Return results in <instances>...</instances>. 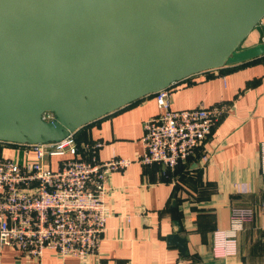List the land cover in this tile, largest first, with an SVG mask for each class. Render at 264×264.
I'll return each mask as SVG.
<instances>
[{"label": "water", "instance_id": "obj_1", "mask_svg": "<svg viewBox=\"0 0 264 264\" xmlns=\"http://www.w3.org/2000/svg\"><path fill=\"white\" fill-rule=\"evenodd\" d=\"M263 18L264 0H0V140L58 141L174 82L264 55V42L242 48Z\"/></svg>", "mask_w": 264, "mask_h": 264}, {"label": "crops", "instance_id": "obj_2", "mask_svg": "<svg viewBox=\"0 0 264 264\" xmlns=\"http://www.w3.org/2000/svg\"><path fill=\"white\" fill-rule=\"evenodd\" d=\"M263 35L264 18L247 39L252 44ZM173 87L174 109L218 102L230 107L197 154L174 169L134 160L111 173L109 216L96 254L62 258L46 249L35 260L0 246V264H264V55L199 72ZM159 111L152 93L74 135L103 141L99 160L136 159L143 151V121ZM0 154L18 152L0 141Z\"/></svg>", "mask_w": 264, "mask_h": 264}, {"label": "built area", "instance_id": "obj_3", "mask_svg": "<svg viewBox=\"0 0 264 264\" xmlns=\"http://www.w3.org/2000/svg\"><path fill=\"white\" fill-rule=\"evenodd\" d=\"M174 83L155 93L160 111L143 121V151L136 159L115 155L99 160L103 141L78 140L74 132L45 143L0 140L18 152L0 154V246L35 260L46 249L62 258L96 254L109 216L110 174L134 160L176 168L197 154L229 111L224 102L174 109ZM43 118L54 115L46 111ZM262 153L264 176V143ZM208 159L201 156L203 162Z\"/></svg>", "mask_w": 264, "mask_h": 264}, {"label": "rangeland", "instance_id": "obj_4", "mask_svg": "<svg viewBox=\"0 0 264 264\" xmlns=\"http://www.w3.org/2000/svg\"><path fill=\"white\" fill-rule=\"evenodd\" d=\"M255 30V29H254ZM256 32V31H255ZM261 38V37H260ZM260 42H262L260 39L259 40H255L253 43L254 44H258V43H260ZM251 44V41H250V39H247V41H245L244 43H243V45H242V48H245L246 46H248V44H250V45H254V44Z\"/></svg>", "mask_w": 264, "mask_h": 264}]
</instances>
